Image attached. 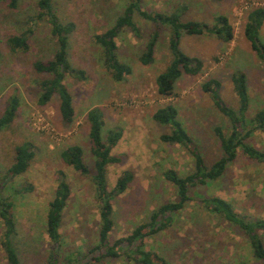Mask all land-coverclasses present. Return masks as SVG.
Listing matches in <instances>:
<instances>
[{
	"label": "rangeland",
	"instance_id": "1",
	"mask_svg": "<svg viewBox=\"0 0 264 264\" xmlns=\"http://www.w3.org/2000/svg\"><path fill=\"white\" fill-rule=\"evenodd\" d=\"M127 2L55 0L60 18L76 25L69 37L70 66L86 75V78H77L70 74L65 79L76 111L74 120L68 123L61 115L58 95L46 105L38 102L37 79L44 76L37 73L34 63L53 58L57 48L50 25L44 20H30L39 11L38 0H22L16 9L0 1V116L13 95L21 98L15 120L0 132L2 178L16 160L17 145L31 141L35 149L28 170L8 179L1 192L4 197L12 196L15 203L18 224L15 243L22 264H48L50 238L46 232V218L60 172H65L72 187L61 227L65 251L79 248L87 253L97 244L100 211L95 184L91 176L75 170L61 155L68 146L79 144L86 163L94 169L87 120L92 107L103 109L105 130L123 129V137L112 153L124 161L108 166L109 188L115 186L123 171L131 169L135 174L130 187L113 201V242L148 220L151 212L161 204L178 200L176 187L164 176L166 170L175 169L186 175L194 168V159L185 146L161 139L170 128L154 120L153 115L160 106L172 103L178 107L180 121L198 143L208 165L222 155L215 127L221 126L226 133L231 129L228 117L203 90L204 81L213 77L219 79L224 103L237 109L240 99L234 90L233 76L243 72L249 92L248 117L264 106V60L245 34L248 14L254 8L264 7V0H143L144 9L172 11L180 14L183 22L196 20L212 24L218 14H223L234 27L235 36L229 42L213 34L182 33L181 50L200 57L205 66L197 75L182 74L175 82V94L170 97L160 95L156 84L157 76L173 58L169 25H159L154 61L144 64L140 56L157 25L137 15L139 32L126 28L116 39L118 54L122 61L132 66V73L118 82L106 67L102 47L95 42V35L113 26ZM29 28L34 29L30 51L13 52L8 37ZM259 35L264 43V23ZM251 141L264 149V131L257 130ZM16 189L19 192H14ZM192 194L193 200L173 214L168 228L146 237L148 249L167 258L170 264H264V259L254 256L248 236L238 226L212 214L198 197L199 194L220 196L231 201L239 213L264 218V163L240 152L221 178L194 187ZM2 228L0 218V237ZM261 233L264 238L263 231ZM110 261L109 264H135L123 258ZM0 264H9L1 239ZM91 264L106 263L92 261Z\"/></svg>",
	"mask_w": 264,
	"mask_h": 264
},
{
	"label": "trees",
	"instance_id": "2",
	"mask_svg": "<svg viewBox=\"0 0 264 264\" xmlns=\"http://www.w3.org/2000/svg\"><path fill=\"white\" fill-rule=\"evenodd\" d=\"M6 2L9 7L16 9L22 0H0ZM39 11L30 20L45 21L50 25L51 34L57 40V48L53 58L48 60H36L34 63L37 73L43 75L37 79L40 88L39 103L48 104L54 96L60 98L59 109L63 119L70 123L75 118V106L72 93L69 91L65 79L68 75L77 78H86L84 71L74 70L70 66L69 37L75 30L74 22H64L55 5V0H38ZM137 15L150 20L157 25V29L151 33L146 49L140 56L144 64L154 61L156 44L159 39V25L171 27L170 50L173 55L169 66L161 72L156 79L157 91L160 95L170 97L175 94V82L182 74L197 75L204 69V61L197 56H191L180 48L182 33L190 35L213 34L225 42L233 40L234 27L227 15L218 14L212 24L190 20L183 22L180 14L168 11H149L143 8V0H128L124 11L117 16L113 26L103 33L95 35V42L100 44L103 50L104 62L115 81H123L131 74L133 68L122 61L118 54L117 37L126 28L139 32L136 22ZM264 23V7H257L250 11L245 25V34L250 40L252 48L264 60V43L261 41L259 31ZM34 29L29 28L21 33L8 37V45L13 52L27 53L31 48V36ZM0 51V59H1ZM234 90L240 99L237 109L224 103L221 97V81L217 78H209L204 81L203 90L210 94L216 106L230 121V132L226 133L221 126L215 127V133L221 142L222 155L211 165L206 159L193 137L188 133L179 119V109L172 103L160 106L154 113V120L170 128L163 133L161 139L171 144L185 146L194 159V168L186 175H181L175 169H168L164 176L172 182L177 189L178 200L161 204L154 209L148 220L135 226L126 236L111 240L114 228V199L124 193L131 185L135 174L131 169L122 172L115 186L109 188L108 166L123 162V158L112 153V149L123 137L121 127L105 130L106 119L102 108L99 106L89 109L87 120L90 125L89 137L91 152L94 156V169L92 170L84 159V150L81 145L73 144L65 148L61 155L63 160L75 170L85 176H91L95 184L96 199L99 202L100 229L97 244L87 253L81 249L65 251V240L61 233L64 211L68 205L72 193V187L65 172H60L55 196L49 203L46 218V232L50 238L48 247V264H91L92 261L111 263L110 260L126 259L135 264H170L167 258L147 248L146 237H152L169 227L172 216L183 209L193 200L191 190L200 185H208L210 181L221 178L229 165L243 152L249 158L264 163V149L255 146L251 138L257 130L264 131V106L256 111L252 117H248L249 92L247 76L243 72H237L233 76ZM21 105V98L15 94L9 99V103L0 116V132L9 128L17 116ZM106 131V132H105ZM35 157L34 144L25 141L16 146V160L8 169L6 176L0 174V218L3 223L1 232V245L6 253L9 264H22L15 238L18 235V224L15 215V203L10 197L2 195V189L8 179L14 178L26 172ZM19 192L17 189L14 192ZM198 195V194H197ZM205 207L215 215H219L235 226H238L249 238L253 254L257 259H264V218L248 217L239 213L234 204L220 196L198 195ZM249 264V263H241Z\"/></svg>",
	"mask_w": 264,
	"mask_h": 264
}]
</instances>
